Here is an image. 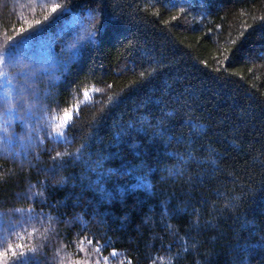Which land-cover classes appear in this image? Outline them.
Instances as JSON below:
<instances>
[{"label":"trees","instance_id":"trees-1","mask_svg":"<svg viewBox=\"0 0 264 264\" xmlns=\"http://www.w3.org/2000/svg\"><path fill=\"white\" fill-rule=\"evenodd\" d=\"M0 264H264V0H0Z\"/></svg>","mask_w":264,"mask_h":264},{"label":"rangeland","instance_id":"rangeland-1","mask_svg":"<svg viewBox=\"0 0 264 264\" xmlns=\"http://www.w3.org/2000/svg\"><path fill=\"white\" fill-rule=\"evenodd\" d=\"M26 67V66H25ZM25 67H23V68H25ZM31 71H33V70H31Z\"/></svg>","mask_w":264,"mask_h":264}]
</instances>
